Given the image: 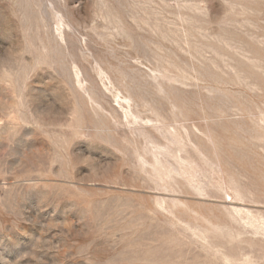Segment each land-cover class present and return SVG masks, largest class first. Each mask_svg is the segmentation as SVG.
<instances>
[{"label":"rangeland","instance_id":"1","mask_svg":"<svg viewBox=\"0 0 264 264\" xmlns=\"http://www.w3.org/2000/svg\"><path fill=\"white\" fill-rule=\"evenodd\" d=\"M0 264H264V0H0Z\"/></svg>","mask_w":264,"mask_h":264}]
</instances>
